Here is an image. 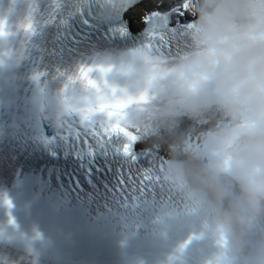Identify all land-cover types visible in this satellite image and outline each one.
<instances>
[{"label": "clouds", "instance_id": "clouds-1", "mask_svg": "<svg viewBox=\"0 0 264 264\" xmlns=\"http://www.w3.org/2000/svg\"><path fill=\"white\" fill-rule=\"evenodd\" d=\"M183 4L194 19L172 37L179 51L171 58H158L143 43L97 57L84 65L95 87L80 78L79 67L61 74L51 94L39 88L36 102L58 128L68 111L78 115L104 101L131 98L112 122L135 141L152 140L154 149L166 143L161 183L200 219L199 235L212 245L203 264H264V0ZM29 18L19 25L23 38L33 31L32 20L31 30L23 27ZM0 19L3 60L12 55L9 38L18 32ZM142 95L146 99L139 101ZM91 116L110 120L100 111ZM184 120L190 123L182 128Z\"/></svg>", "mask_w": 264, "mask_h": 264}, {"label": "snow or ice", "instance_id": "snow-or-ice-1", "mask_svg": "<svg viewBox=\"0 0 264 264\" xmlns=\"http://www.w3.org/2000/svg\"><path fill=\"white\" fill-rule=\"evenodd\" d=\"M147 22L150 24L149 30L146 34L144 41L145 48L149 49L160 59L171 58L179 48L172 44V37L176 36L171 30L167 28V18L159 13H153L151 16L146 18ZM189 25L188 27H191ZM4 27V21L0 19V30ZM25 30H31V19L23 25ZM123 32V29H121ZM2 34V32H0ZM104 71V69H100ZM91 68L81 66L79 70V76L88 85L95 87V81L89 79L88 73ZM146 97L143 95L138 98L139 101H144ZM131 102V98L128 100H114V101H104L97 104L95 109L89 108L85 110H80L78 115L73 114V111H68L67 115L64 116L58 125V133L62 139L65 141H71L73 148H78L79 146H89V138L100 143L105 137L111 136L112 134H123L128 137L129 142L124 144L122 151L125 156H131V144L135 141V136L128 133L124 128H122L118 123L112 122L116 119L120 110L125 107L127 103ZM93 111L104 112L107 117L110 118L109 122L105 124L103 121H97L92 119L91 113ZM85 121L88 123L82 128L81 124ZM132 159H135L133 156ZM164 161L153 160L151 162V167L146 171H143L141 175L136 178L134 182V190L143 195L146 192H151L153 189L159 187V190L166 194L168 198H174L171 190L166 189L161 183L160 172L162 171ZM123 183V181H122ZM2 202L7 207H11V201L5 196ZM9 223H14L11 216H9Z\"/></svg>", "mask_w": 264, "mask_h": 264}, {"label": "bare ground", "instance_id": "bare-ground-1", "mask_svg": "<svg viewBox=\"0 0 264 264\" xmlns=\"http://www.w3.org/2000/svg\"><path fill=\"white\" fill-rule=\"evenodd\" d=\"M176 0H143L141 3L134 6L126 16L129 18L131 25L140 27L143 25V17L150 10H159L164 8H170L175 5ZM142 23V25H141ZM182 126V125H181ZM183 128V126H182ZM147 147H151L155 151H160L162 154L167 153L166 143H162L161 147L154 149L153 141L147 139Z\"/></svg>", "mask_w": 264, "mask_h": 264}]
</instances>
